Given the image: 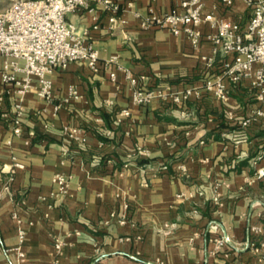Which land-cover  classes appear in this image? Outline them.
I'll return each mask as SVG.
<instances>
[{"label": "crops", "instance_id": "0c3cea01", "mask_svg": "<svg viewBox=\"0 0 264 264\" xmlns=\"http://www.w3.org/2000/svg\"><path fill=\"white\" fill-rule=\"evenodd\" d=\"M180 1L119 0L114 22L99 7L68 12L97 50L98 69L56 65L52 100L40 98L33 82L21 109L14 88L4 87L0 264H264L262 235L247 241L249 226L264 223V118L247 127L246 140L234 138L241 117L258 105L250 81L225 79V99L204 89L208 22L198 26L197 47L184 33L141 26L143 16ZM208 13L242 23L248 7L208 0ZM216 59L210 76L219 72ZM126 71L158 95L133 103ZM185 88L196 92L173 102L171 94ZM56 173L66 176L64 189ZM223 231L230 239L215 247Z\"/></svg>", "mask_w": 264, "mask_h": 264}, {"label": "built area", "instance_id": "2783aa9c", "mask_svg": "<svg viewBox=\"0 0 264 264\" xmlns=\"http://www.w3.org/2000/svg\"><path fill=\"white\" fill-rule=\"evenodd\" d=\"M208 0H181L177 7L162 14L152 12L141 19L142 27L156 26L168 29L173 34L184 33L193 47L201 40L198 26L206 21L214 29L206 35L211 43L212 54L202 55L207 63L204 71V89L225 99L228 96L227 83L238 85L244 79L250 81L253 97L258 105L250 114L240 119V129L234 134L238 140L248 138L247 127L257 118H264V0H244L248 7V17L244 22L214 17L211 13L202 14V8ZM225 6L233 4V0H218ZM96 7L108 13V20L114 22L118 18L119 0H10L0 11V102L4 87L12 86L16 91L17 109L22 108L21 98L27 89L36 83V94L46 100H52V73L56 65H65L70 61H84L92 71L98 69V53L86 39V31L77 28L65 19L68 12L94 10ZM219 57L218 73L210 76L209 68ZM111 55L110 59H115ZM114 78V73H110ZM132 90V102L144 104L158 95L159 88L142 87L141 77L132 76L126 71ZM193 88H185L171 94L173 102L185 101ZM70 94L76 97L75 89ZM60 104V103H59ZM56 104V107H59ZM122 113L128 114L127 109ZM13 132H20L18 117L12 120ZM13 165L22 166L14 159ZM54 180L59 189L66 186V176L56 173ZM264 230V223L249 226L248 243L254 244V236ZM24 230L18 228L19 242ZM228 232L223 231L214 240L215 247L227 243ZM58 247L59 243H55ZM259 245L264 246L261 241ZM14 249L23 256L20 245Z\"/></svg>", "mask_w": 264, "mask_h": 264}, {"label": "rangeland", "instance_id": "374dc122", "mask_svg": "<svg viewBox=\"0 0 264 264\" xmlns=\"http://www.w3.org/2000/svg\"><path fill=\"white\" fill-rule=\"evenodd\" d=\"M8 4H9V0H2V2H0V11L3 10ZM259 235H262V239L264 240V230ZM262 239L260 238V240Z\"/></svg>", "mask_w": 264, "mask_h": 264}]
</instances>
